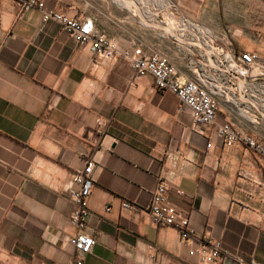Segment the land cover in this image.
<instances>
[{
	"label": "crops",
	"instance_id": "1",
	"mask_svg": "<svg viewBox=\"0 0 264 264\" xmlns=\"http://www.w3.org/2000/svg\"><path fill=\"white\" fill-rule=\"evenodd\" d=\"M171 2L167 15L264 59V0ZM137 5L44 1L45 10L91 21L119 49L159 53L184 73L181 46L143 24ZM95 62L39 10L0 0V264L71 263L69 180L91 158L87 231L96 244L84 264H199L197 242L152 223L148 208L163 180L191 229L230 252L221 264H264V158L226 147L213 129L198 132L175 95L126 61ZM231 109L221 101L216 122L264 143V120L251 124Z\"/></svg>",
	"mask_w": 264,
	"mask_h": 264
},
{
	"label": "built area",
	"instance_id": "2",
	"mask_svg": "<svg viewBox=\"0 0 264 264\" xmlns=\"http://www.w3.org/2000/svg\"><path fill=\"white\" fill-rule=\"evenodd\" d=\"M13 1L21 13L30 9L39 10L43 24L49 21L57 23L61 31L78 45L88 47L96 58L95 65L122 59L133 69L136 77H152L157 90L170 92L177 97L180 109L189 112L198 132L213 129L226 147L242 145L264 158V143L232 123L216 122L221 101L230 105L234 114L244 121L258 124L264 120V59L256 53H238L231 43L215 38L209 29L190 20L178 21L170 15L169 21L172 23L165 20L160 23L169 29L165 35L181 46L178 49L184 54L185 72L180 73L166 56L147 53L136 46L121 50L114 40L97 30L91 21L45 10V0ZM210 147L211 144L208 145ZM95 168L96 161L91 158L69 180L68 193L73 210L68 224L74 233L65 237V242L75 250V257L70 264H84L96 244L95 237L87 231ZM167 192L168 182L163 180L154 191L148 208L152 223L158 227L174 228L182 241L197 242L199 264H221L224 258L231 255L230 252L221 241L199 237L191 229L189 218L168 202ZM129 208L127 202L122 205L125 211ZM109 211L110 208H106V212ZM239 264L246 263L239 260Z\"/></svg>",
	"mask_w": 264,
	"mask_h": 264
},
{
	"label": "rangeland",
	"instance_id": "3",
	"mask_svg": "<svg viewBox=\"0 0 264 264\" xmlns=\"http://www.w3.org/2000/svg\"><path fill=\"white\" fill-rule=\"evenodd\" d=\"M136 1L140 3V6L137 5V7L138 8L141 7L142 23L149 24L150 26H152L150 28H157L160 31L162 30L161 31L162 34L165 35V33L169 29L160 22L161 20H165L169 23H172L171 21H169V15H167L165 11H163L162 8L156 4L155 0H136ZM137 12L140 13L138 9Z\"/></svg>",
	"mask_w": 264,
	"mask_h": 264
},
{
	"label": "bare ground",
	"instance_id": "4",
	"mask_svg": "<svg viewBox=\"0 0 264 264\" xmlns=\"http://www.w3.org/2000/svg\"><path fill=\"white\" fill-rule=\"evenodd\" d=\"M155 2L158 6H160L162 8L163 11H166L167 9H169L172 6V3L170 2V0H155ZM244 117H246V116L244 115Z\"/></svg>",
	"mask_w": 264,
	"mask_h": 264
}]
</instances>
